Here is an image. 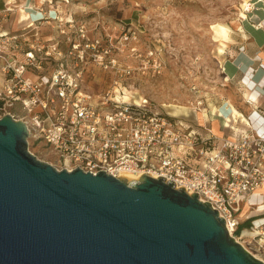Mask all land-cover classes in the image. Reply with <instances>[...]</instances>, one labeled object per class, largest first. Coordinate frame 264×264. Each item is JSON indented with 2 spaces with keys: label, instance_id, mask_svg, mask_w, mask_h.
I'll use <instances>...</instances> for the list:
<instances>
[{
  "label": "built area",
  "instance_id": "obj_1",
  "mask_svg": "<svg viewBox=\"0 0 264 264\" xmlns=\"http://www.w3.org/2000/svg\"><path fill=\"white\" fill-rule=\"evenodd\" d=\"M27 4V0H6L0 7V118L8 114L22 121L29 138L55 156L57 170L78 168L93 175L102 171L135 180L146 173L170 180L176 189L196 194L200 202L217 210L229 235L246 251L240 242L244 236L261 248L264 214L246 215L248 228L240 229L239 219L243 209L264 204V195H254L264 186V120L250 102H245L251 108L248 115L236 110L234 117L230 106L231 114L221 123L209 121L204 99L192 85L190 91L198 94L189 103L198 121L194 127L145 98L140 103H121L116 93L126 88L119 81L140 71L109 59V50L102 54L107 60L99 68L111 75L110 86L91 92L86 81L88 43H77L76 36L63 30L58 35L43 34L42 20H33L28 13L24 21L20 16L14 19L15 9L25 11ZM66 24L73 26L70 21ZM79 38H86L81 30ZM131 52L140 56L135 49ZM145 59V68L161 72L156 51L149 50Z\"/></svg>",
  "mask_w": 264,
  "mask_h": 264
},
{
  "label": "water",
  "instance_id": "obj_2",
  "mask_svg": "<svg viewBox=\"0 0 264 264\" xmlns=\"http://www.w3.org/2000/svg\"><path fill=\"white\" fill-rule=\"evenodd\" d=\"M28 138L0 118V264H264L172 181L57 170Z\"/></svg>",
  "mask_w": 264,
  "mask_h": 264
},
{
  "label": "rangeland",
  "instance_id": "obj_3",
  "mask_svg": "<svg viewBox=\"0 0 264 264\" xmlns=\"http://www.w3.org/2000/svg\"><path fill=\"white\" fill-rule=\"evenodd\" d=\"M5 1L0 0V7ZM27 2L24 12L33 20H42L39 21L42 22L39 29L41 33L58 35L59 30H63L69 35L76 36L77 43H88L86 81L89 91L97 93L110 86L111 75L99 68V65L107 60L102 54L109 50L111 52L109 59H115L119 65L139 68L140 71L119 81L120 86L126 88L117 91L119 102L135 104L145 98L162 112L170 114L171 110H181L184 116L177 115V119L184 125L194 127L198 121L196 122V115L189 103L198 96L190 91L191 86L195 85L204 99V110L208 117L206 119L209 121L217 119L218 123H221L225 116L231 114L232 104L223 92L224 89L227 93L231 92L235 87L231 81L237 83V80L230 81L223 77L220 71L226 74L228 72L226 69L222 70L221 66L225 64V57L229 55L227 50L233 45L235 23L252 10L256 0H27ZM247 4L249 8L246 7ZM39 11H42V15L38 13ZM14 12V19L19 18V10L15 9ZM53 18L57 20L52 22ZM58 19L60 23L57 22ZM49 21L51 24L48 25L46 22ZM66 21L72 22L73 26L69 27ZM217 24L224 27L223 32L217 30ZM80 30L86 37L84 40L79 38ZM125 35L127 37H124ZM220 42L225 45L222 47L221 57L216 53ZM65 48L67 46H62V49ZM132 49L140 56L135 57ZM149 50L159 54L161 62L159 74L152 73L149 66L147 68L144 66L145 55ZM239 80L241 81L240 78ZM213 110L216 111L215 114L212 113ZM218 114H221V117H217ZM27 141V150L36 159L59 169L57 159L47 148L31 138ZM261 203L254 204L249 211L247 208L243 209L239 218L243 225L240 229L248 228L250 225V221L245 220L246 215L254 218L264 214L262 209L256 207L264 206ZM240 242L252 255L264 261V242L260 244L261 248L250 236L242 237Z\"/></svg>",
  "mask_w": 264,
  "mask_h": 264
},
{
  "label": "crops",
  "instance_id": "obj_4",
  "mask_svg": "<svg viewBox=\"0 0 264 264\" xmlns=\"http://www.w3.org/2000/svg\"><path fill=\"white\" fill-rule=\"evenodd\" d=\"M247 5L246 7L249 8ZM234 26L236 33L233 45L227 50L229 55L225 57L226 62L221 66L228 74L224 71L220 72L227 80H237V83L231 81L235 86L234 89L229 93L224 89L223 95L231 104L245 110L248 109L245 105L248 100L252 110L259 114L262 121L264 120V0H256L252 10Z\"/></svg>",
  "mask_w": 264,
  "mask_h": 264
},
{
  "label": "bare ground",
  "instance_id": "obj_5",
  "mask_svg": "<svg viewBox=\"0 0 264 264\" xmlns=\"http://www.w3.org/2000/svg\"><path fill=\"white\" fill-rule=\"evenodd\" d=\"M247 6H248V5H247ZM26 18H27V13L24 12L23 10H21V11H20V19L24 21ZM216 28H217V30H218L219 32H223V31H224V27L221 26V25H218V24H217V25H216ZM223 46H225V45H224L222 42H220V43L217 45L216 53H217L218 55H222V53H223V51H222V47H223ZM233 110H234V112L232 113V115L235 117L236 114H237V111H236V109H233ZM175 111H176V112H175ZM212 113L215 114L216 111L213 110ZM170 114H171L172 116H174V117H177V115L184 116V115H182V111H181V110H171V111H170ZM121 178H122V179H125L126 182L134 181V180L136 179V178H133V177L128 176V175H125V176L123 175ZM262 194H264V186H262V187H260L259 189H257L254 195H256V196H260V195H262ZM259 208H260V209H264V206H259Z\"/></svg>",
  "mask_w": 264,
  "mask_h": 264
},
{
  "label": "trees",
  "instance_id": "obj_6",
  "mask_svg": "<svg viewBox=\"0 0 264 264\" xmlns=\"http://www.w3.org/2000/svg\"><path fill=\"white\" fill-rule=\"evenodd\" d=\"M232 105L234 106V108L237 110V111H239V112H241V113H243L244 115H248L250 112H251V108L245 103V105L247 106L246 108H248L247 110H245V109H243L242 107H240V106H237V105H235V104H233L232 103ZM248 225V224H247ZM243 225H241V227H242Z\"/></svg>",
  "mask_w": 264,
  "mask_h": 264
}]
</instances>
